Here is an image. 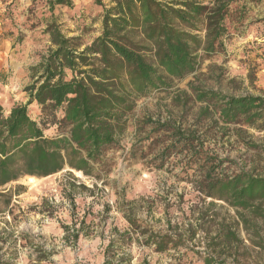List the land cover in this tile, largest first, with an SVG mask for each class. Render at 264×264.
I'll return each instance as SVG.
<instances>
[{
  "label": "rangeland",
  "instance_id": "1",
  "mask_svg": "<svg viewBox=\"0 0 264 264\" xmlns=\"http://www.w3.org/2000/svg\"><path fill=\"white\" fill-rule=\"evenodd\" d=\"M109 2L0 0L4 114L27 101L31 68L52 46L47 25L53 23L82 49L99 35L103 7ZM243 4V15L237 18L236 12L227 20L221 52H199L191 73L166 78V85L135 99L116 143L103 150L97 177L73 172L78 178L74 180L63 170L42 178L24 175L1 188L22 186L19 194L13 192L11 215L7 212L6 217L11 226L27 233L30 242L21 243L17 264H32L41 254L48 258L41 264H101L103 248L114 236L112 228L123 231L128 226L123 214L128 212L138 220L137 232L145 227L154 233H184L189 225L197 228L194 241L186 240L187 247L178 249L157 252L133 242L131 264H203L201 257L207 253L224 259L223 264H264V201L258 203L260 214H253L206 198L199 189L205 170L218 160L214 177H233L241 171L264 177V130L223 123L215 110L218 100L197 99L201 92L221 97L264 95V0ZM28 113L39 120L40 108L35 104L29 105ZM55 129L50 125L44 132L52 135ZM178 130L197 138L192 147L177 142ZM69 187H75L74 208L66 197ZM73 222L82 227L81 233L75 242L65 241L62 226ZM228 231L234 237L221 244Z\"/></svg>",
  "mask_w": 264,
  "mask_h": 264
},
{
  "label": "trees",
  "instance_id": "2",
  "mask_svg": "<svg viewBox=\"0 0 264 264\" xmlns=\"http://www.w3.org/2000/svg\"><path fill=\"white\" fill-rule=\"evenodd\" d=\"M248 1L256 0H110L103 7L99 35L82 49L53 23L47 25L52 46L31 68L33 81L25 88L27 101L13 105L7 114L0 106V264H17L21 243H30L27 233L11 226L6 218L7 212L11 215L12 194H19L22 186L15 185L14 191L1 188L24 175L42 178L63 170L74 180L78 178L73 172L97 177L103 150L116 143L135 99L166 85V78L191 73L199 52H221L227 20L236 12L240 18L243 3ZM220 97L216 92L197 95L200 101L218 100L215 110L223 123L264 130V95ZM31 104L40 108L39 120L30 117ZM50 125L56 126L55 133L46 135L44 130ZM174 136L183 147H192L197 139L179 130ZM195 155H200L199 150ZM219 162L205 170L201 193L233 208L260 214L264 177L242 171L233 177H214L211 173ZM74 189L67 188L66 194L73 208ZM46 201L42 199L41 203L46 205ZM130 213L123 214L128 224L123 231L112 228L114 236L103 248L101 264H131L129 247L133 242L164 252L187 247L186 240L195 238L196 225H189L184 233H154L146 227L137 232L138 220ZM76 222L62 226L65 241L78 239L82 227L76 228ZM233 235L228 231L221 244H227ZM47 259L41 254L32 264ZM201 259L203 264L224 263L211 253Z\"/></svg>",
  "mask_w": 264,
  "mask_h": 264
}]
</instances>
